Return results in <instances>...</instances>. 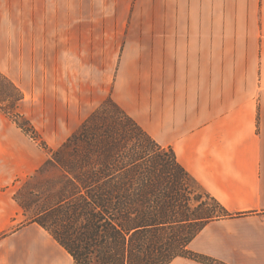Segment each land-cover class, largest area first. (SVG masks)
<instances>
[{
    "label": "crops",
    "instance_id": "0c3cea01",
    "mask_svg": "<svg viewBox=\"0 0 264 264\" xmlns=\"http://www.w3.org/2000/svg\"><path fill=\"white\" fill-rule=\"evenodd\" d=\"M87 4L122 12L101 26L143 29L97 40L74 33V131L110 95L229 213L246 214L208 223L188 249L222 264H264V0ZM95 21L74 18V27ZM110 42L121 46L111 52ZM23 59L0 35V73L20 89V102L28 93L20 80L32 72L15 79L8 68ZM46 160L0 113V264H73L44 229L25 221L14 198L16 184ZM170 264L202 263L179 257Z\"/></svg>",
    "mask_w": 264,
    "mask_h": 264
},
{
    "label": "trees",
    "instance_id": "16d2710c",
    "mask_svg": "<svg viewBox=\"0 0 264 264\" xmlns=\"http://www.w3.org/2000/svg\"><path fill=\"white\" fill-rule=\"evenodd\" d=\"M22 97L0 73V113L48 151L36 174L59 171L54 195L44 192L28 223L44 229L73 264H170L179 257L222 264L188 245L208 223L246 214L229 213L110 95L57 149L17 112Z\"/></svg>",
    "mask_w": 264,
    "mask_h": 264
},
{
    "label": "rangeland",
    "instance_id": "374dc122",
    "mask_svg": "<svg viewBox=\"0 0 264 264\" xmlns=\"http://www.w3.org/2000/svg\"><path fill=\"white\" fill-rule=\"evenodd\" d=\"M87 2L88 0H0V35L7 38L8 42H14L15 49L19 47L24 53L22 62H12L8 73L17 79L22 72H32L31 80L28 77L20 80L21 88L28 93L25 101L18 103L17 112H21L29 120L50 149H57L74 133V83L77 84V81L74 82V67L79 63L76 55L74 56V33L81 36L86 35L87 31V34L97 40L102 34L121 36L128 32L135 34L143 29L101 26V18L108 20L118 17L122 12L100 11L95 10L96 7L90 10ZM86 17L96 19L95 26L74 27V18ZM99 45L93 44L96 47ZM108 45L112 52L119 49L121 43L110 42ZM3 66L7 68L5 63ZM42 151L48 159V151ZM57 177L59 171L47 168L41 174H36L35 171L29 177L30 180L27 178L16 184L14 191L17 200L22 207H26L25 210L20 207L25 221L42 204L45 191L49 190L50 195H54L58 186L55 183ZM50 181L53 183H49ZM30 190H39V193L34 196Z\"/></svg>",
    "mask_w": 264,
    "mask_h": 264
}]
</instances>
